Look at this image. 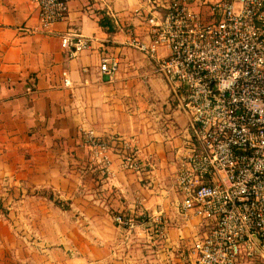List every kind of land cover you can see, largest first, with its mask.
Here are the masks:
<instances>
[{
    "label": "crops",
    "instance_id": "0c3cea01",
    "mask_svg": "<svg viewBox=\"0 0 264 264\" xmlns=\"http://www.w3.org/2000/svg\"><path fill=\"white\" fill-rule=\"evenodd\" d=\"M212 1L191 6L206 14ZM138 4L69 0L67 17L46 33L33 0H0V264H138L120 251L126 235L116 212L165 220L155 259L149 249L142 264H184L193 235L206 232L205 220L177 209L174 177L193 134L181 92L126 44L128 29L149 36L132 11ZM103 16L111 25L99 24ZM73 29L91 40L72 55L59 34ZM102 54L119 56L113 74L99 70ZM81 128L134 137L141 171L121 169L115 147L113 174L103 177Z\"/></svg>",
    "mask_w": 264,
    "mask_h": 264
},
{
    "label": "built area",
    "instance_id": "2783aa9c",
    "mask_svg": "<svg viewBox=\"0 0 264 264\" xmlns=\"http://www.w3.org/2000/svg\"><path fill=\"white\" fill-rule=\"evenodd\" d=\"M33 1L43 32L67 17L69 0ZM191 1L138 0L132 11L145 20L149 36L128 29L126 39L171 90L181 92L193 130L174 177L177 209L208 225L189 242L186 264L264 262V0H213L206 14ZM59 35L72 55L90 46L91 38L78 30ZM119 64L118 55L102 54L99 70L113 74ZM62 75L68 85L67 72ZM81 134L103 177L113 174L115 147L121 169L141 171L134 137L100 136L93 128H81ZM113 221L129 229L154 224L149 236L165 237L159 213L140 219L116 212Z\"/></svg>",
    "mask_w": 264,
    "mask_h": 264
},
{
    "label": "rangeland",
    "instance_id": "374dc122",
    "mask_svg": "<svg viewBox=\"0 0 264 264\" xmlns=\"http://www.w3.org/2000/svg\"><path fill=\"white\" fill-rule=\"evenodd\" d=\"M89 157V155H88ZM90 160V159H89ZM91 161V160H90ZM92 162V161H91ZM92 164L94 166H96L93 162ZM133 172V171H131ZM65 204V203H63ZM63 207V206H62ZM68 207V204H67ZM6 208L4 206H2L0 204V211L5 212ZM9 210V209H8ZM113 214L112 213V220H113ZM114 222V221H113ZM115 223V222H114ZM154 224H146V225H138L135 228H125V227H121L122 228V232H125V238L123 239V241H116L118 243V246L123 247V250L121 248V252H123V256H125L126 253H128V257H130L133 261H137L139 260L138 264H142L143 262V258L146 256H149V253L152 254V259H155V251L153 249L154 245H155V239L153 237L149 236V231H151V229L153 228ZM148 245V246H146ZM151 245V246H150ZM117 246V247H118ZM149 249L150 252H149ZM131 250V251H130ZM159 252V251H158ZM147 259V258H146ZM184 264H186V258L184 257ZM133 264H136L135 262H133ZM254 264H264V262L259 261V262H255Z\"/></svg>",
    "mask_w": 264,
    "mask_h": 264
},
{
    "label": "trees",
    "instance_id": "16d2710c",
    "mask_svg": "<svg viewBox=\"0 0 264 264\" xmlns=\"http://www.w3.org/2000/svg\"><path fill=\"white\" fill-rule=\"evenodd\" d=\"M99 24L105 25V24H110V22L106 16H103V18H99ZM54 201H55V203L59 204L60 206L67 207V204H63V202L61 200H59L58 198H54Z\"/></svg>",
    "mask_w": 264,
    "mask_h": 264
}]
</instances>
